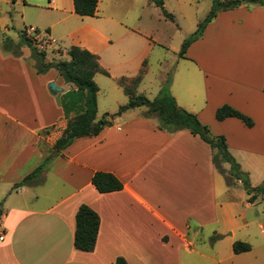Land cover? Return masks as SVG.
<instances>
[{"label": "crops", "instance_id": "0c3cea01", "mask_svg": "<svg viewBox=\"0 0 264 264\" xmlns=\"http://www.w3.org/2000/svg\"><path fill=\"white\" fill-rule=\"evenodd\" d=\"M243 3L219 12L202 38L187 48L182 58L194 62L201 74L185 75L197 84L181 86L183 92L170 91L177 106L194 114L211 136L226 139L237 161L264 158V6ZM50 4L72 13L60 0ZM83 28L101 35L87 24ZM8 31L6 26L3 33ZM20 31L12 38L0 34V264H115L117 258L126 264H199L202 258L222 264L225 259L216 250L212 255L195 246L206 229L221 236L217 225L225 224L226 208L234 204L227 196L231 183L213 162L216 149L187 129L161 130L157 119L144 113L147 108L137 112L138 107L115 117L97 136L75 139L45 163L75 115L65 112L62 101L73 86L56 70L38 73L23 45L19 55L4 50L6 37L17 44ZM198 42L200 47L208 44V65L200 49L189 55ZM53 43L48 39L47 46ZM70 46L98 53L92 44L77 39ZM50 83L60 92H52ZM173 83L171 79L170 90ZM224 104L250 117L254 125L247 127L234 117L218 121L215 112ZM44 163L33 179L16 186ZM98 171L115 175L123 188L98 192L91 183ZM252 204L248 202L247 209ZM81 205L100 219L92 251L73 244ZM259 227L264 234L262 223ZM233 242L226 259L241 254L233 253Z\"/></svg>", "mask_w": 264, "mask_h": 264}, {"label": "rangeland", "instance_id": "374dc122", "mask_svg": "<svg viewBox=\"0 0 264 264\" xmlns=\"http://www.w3.org/2000/svg\"><path fill=\"white\" fill-rule=\"evenodd\" d=\"M10 1L8 4L0 2V11L3 13L0 17L1 36L12 38L20 30L35 29L33 34H37L38 38L33 39V44L38 50L45 52L46 63L67 60V56L62 57L60 54L72 45L73 39L90 43L98 51L96 54L100 57L99 62L110 76L99 73L95 75V82L99 87L97 119L105 113H116L121 103H126V95L116 79L120 76H135L145 58L146 74L137 92L143 93L150 100L163 93L170 95V91L183 92L181 86L191 85L192 81L197 84L194 77L187 78L190 76L185 73L192 72L200 76L201 71L194 62L180 57V50L183 42L196 32L206 19L214 0H103L99 6V14H95L89 21L74 13L72 0H60L63 8H70L72 13L53 9L55 4L51 5V0ZM12 1L19 3L14 5ZM157 1H162L163 6L158 5ZM232 1L234 0H221V3L225 6ZM243 2L246 0H240V5ZM245 5L254 6L250 2ZM86 24L95 28L101 35H94L89 29H84ZM209 25L210 23L207 24ZM6 26L9 31L3 33ZM44 27H50L52 32L48 33ZM51 38L55 43L47 46L48 39ZM199 42L189 55L192 56L200 49L198 52L204 54V64L208 65V44L200 47ZM23 46L31 54V49L27 45ZM171 79L174 80L172 90L169 84ZM136 111L146 109L142 107ZM144 113L147 114V111ZM151 116L157 119L156 115ZM238 159L243 163L244 169L248 170L241 169L247 174L250 184L260 185L264 181V158ZM222 163L220 167L222 170L228 169L227 172L223 171L232 186L227 196L234 204L231 205V210L226 208L229 214L225 224L220 222L217 225L221 229V236H213L210 229H206L195 246L212 255L216 250L218 257L225 259L222 264H264V234L259 227L263 219V203L255 200L250 202L254 204L247 209L250 195L242 183L231 175L229 164ZM228 233H233V236H228ZM232 240L250 244L251 250L226 259L229 254V242ZM199 264L214 263L202 258Z\"/></svg>", "mask_w": 264, "mask_h": 264}, {"label": "trees", "instance_id": "16d2710c", "mask_svg": "<svg viewBox=\"0 0 264 264\" xmlns=\"http://www.w3.org/2000/svg\"><path fill=\"white\" fill-rule=\"evenodd\" d=\"M99 1L72 0L74 13L81 17H92L96 13ZM246 2L264 6V0H246ZM157 4L163 6L162 1H157ZM222 5L221 0H214L212 9L206 19L199 25L196 32L183 42L180 57H184L187 48L202 36L207 24L219 12L238 7L240 0H234L225 6ZM166 15L172 18L171 15ZM33 42V39L26 37L25 32L21 30L20 40L17 44L8 38L4 40V50L12 52L14 55H19L20 46L27 45L31 49V56L38 73L44 74L48 70L54 69L63 78L65 83L73 86V90L66 93L62 101L65 112L70 113L74 111L75 115L68 119L65 129L51 148V155L47 157L45 163L50 160V157L66 149L75 139L97 136L105 127L112 124V120L115 117L131 109L146 107L148 115L157 116L158 128L161 130L174 132L176 130L187 129L191 134L199 136L212 149H216L217 153L213 158V162L217 165L220 172L225 175L220 164L222 162L228 163L231 175L242 183L250 195L248 202H254L257 198L261 199L263 203L262 226L264 230V182L258 186H252L247 174L241 171L240 165L229 153L226 139L223 136H211L208 127L202 125L194 114L178 107L171 95L163 93L157 98L150 100L144 95L137 93V88L146 74V60H143L135 76H121L116 79L117 84L123 89L124 94L128 98L127 103L119 106L116 113H105L100 119H97V93L99 88L94 77L98 73L110 76L109 72L101 66L99 56L79 46H70L66 50L68 60L46 63L45 52L38 50ZM229 117L241 120L247 127L254 125L250 117L230 105L224 104L217 108L215 118L218 121ZM45 163L23 178L16 186L23 185L33 179L44 168ZM225 180L230 184L226 176ZM91 183L100 193L119 191L123 188L122 182L109 172H95L91 178ZM75 223L74 247L81 251H92L100 225L98 214L90 207L81 205L76 212ZM250 250L251 245L246 242L235 241L232 244V251L235 254ZM115 264H126V262L123 258H117Z\"/></svg>", "mask_w": 264, "mask_h": 264}, {"label": "built area", "instance_id": "2783aa9c", "mask_svg": "<svg viewBox=\"0 0 264 264\" xmlns=\"http://www.w3.org/2000/svg\"><path fill=\"white\" fill-rule=\"evenodd\" d=\"M26 37L30 38V39H37L38 37L36 36L37 34H33L34 32H36L35 29L33 28H28L24 30ZM39 48H43L41 45H38ZM0 239H2V237H0Z\"/></svg>", "mask_w": 264, "mask_h": 264}, {"label": "water", "instance_id": "95a60500", "mask_svg": "<svg viewBox=\"0 0 264 264\" xmlns=\"http://www.w3.org/2000/svg\"><path fill=\"white\" fill-rule=\"evenodd\" d=\"M49 89L52 92H60V88H58L54 83L49 84ZM1 214H2V210L0 209V216H1Z\"/></svg>", "mask_w": 264, "mask_h": 264}]
</instances>
